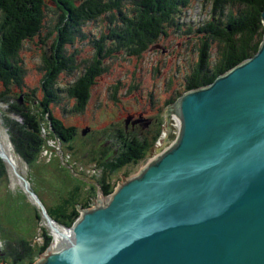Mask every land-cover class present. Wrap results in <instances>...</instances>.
Segmentation results:
<instances>
[{"label":"water","instance_id":"1","mask_svg":"<svg viewBox=\"0 0 264 264\" xmlns=\"http://www.w3.org/2000/svg\"><path fill=\"white\" fill-rule=\"evenodd\" d=\"M261 18L264 25V8ZM173 108L174 141L82 207L63 225L66 242L34 264H264V37L256 54L186 91Z\"/></svg>","mask_w":264,"mask_h":264},{"label":"trees","instance_id":"2","mask_svg":"<svg viewBox=\"0 0 264 264\" xmlns=\"http://www.w3.org/2000/svg\"><path fill=\"white\" fill-rule=\"evenodd\" d=\"M191 3L192 0H0V86L3 87L0 90V102L6 105L1 117L14 152L30 166L39 164L40 155H44L45 150L57 158H60L58 149L63 153V146L61 149L59 145L52 144V140L58 139L62 145L75 140L78 135L74 126H65L52 114L50 105L58 100L62 90L57 86L60 73L75 69L71 64L73 57L66 54L67 44L75 42L83 24L104 16L106 21L108 19L110 31L102 32L97 55L103 50H106V55L113 50L141 54L154 48V43L160 37H166L168 27L179 29V15ZM52 5L59 14L54 26L57 33L42 55L45 63L42 81L44 95L39 98L35 90L29 93L24 91L25 68L20 50L26 40L45 35V11ZM263 8L264 0H212L210 18L197 29L200 34L196 46L197 61L192 63V70L186 76L182 90L179 88L175 97L168 98L164 102L165 106L173 107L186 91L210 84L219 75L256 54L264 37L261 18ZM51 33L48 32V36ZM44 40L45 37H42ZM103 40L106 41L103 43ZM215 44L216 58H213L212 48ZM154 72L159 73L157 70ZM97 73L94 67V70L85 72L67 87L69 95L77 100L75 109H84L91 96L93 76ZM171 81L168 80L169 85ZM118 87L119 83L114 86V93ZM20 95L22 102L19 100ZM25 95L32 98L27 100ZM161 135V131L157 130L152 143L146 136H142V141L126 136L119 139L123 143L121 149L116 154L113 150L112 155L115 157L104 159L102 163L105 172L98 182L104 195H109L115 189L107 173L145 159ZM53 160L51 158L46 166H52ZM5 176L7 166L0 157V178ZM89 204L81 203V207L87 208ZM72 205L70 212L66 206L51 216L60 224L72 226L81 213L79 205ZM43 235L44 242L38 247L25 238L7 244L0 254V261L7 264H32L36 256L44 253L51 244L52 238L48 232L43 231Z\"/></svg>","mask_w":264,"mask_h":264},{"label":"rangeland","instance_id":"3","mask_svg":"<svg viewBox=\"0 0 264 264\" xmlns=\"http://www.w3.org/2000/svg\"><path fill=\"white\" fill-rule=\"evenodd\" d=\"M211 4L212 0H192L191 5L184 8L179 15V29L167 28L168 35L164 37L163 43L168 45L170 55L166 56L164 61L160 52L150 49L147 52L144 51L142 58L138 57L139 54L132 55L125 50H113L104 57L103 54H106V50H103L101 54L97 55L102 32L110 31L107 25L108 19L106 21L104 16V18L83 24L80 32L76 35L75 42L71 45L67 44L66 54L73 57L71 64L75 69L64 70L60 73L57 86L62 90L58 100L50 105L51 112L56 118L60 119L67 127H76L81 134H78L75 140L62 143V145L58 139L53 138L51 143L59 145L60 148L63 146L64 151L62 153L58 149L60 158L54 154L49 157L46 153L45 155L42 153L39 164H44V167L42 165L40 167L38 163L30 166L14 152L1 117V112L6 109V105L0 102V138L3 137L11 144L12 153L18 161V171L28 179L31 189L38 195L50 215L54 216V213L66 206L70 212L73 202L77 196L82 194L83 196L89 194L95 196L89 207L106 197V195H102L96 184V181L102 176L101 171L103 170V174L105 172L102 163L101 168L98 164V158L101 155L89 154L87 147V141L93 133L101 136L99 142H107V139L113 136L117 128L124 129L128 114L135 113V111H142L144 118H153L159 121L157 130L161 131V142L158 143V140L154 142L155 144L147 152L146 158L137 163L126 164L112 173H107L108 180L114 184V188L121 184L125 178L137 175L149 159L163 152L174 141L169 140V134H176L178 131L177 114L172 106H165V103L163 105L161 103L166 97L170 98L173 95L175 97L176 91L179 88L182 90L184 87L186 76L192 70V63H196L198 57L196 46L200 34L197 29L199 25L210 18ZM53 7L55 6L52 5L45 11L46 22L43 28L45 35L42 36L45 37V40L42 41V37L36 36L34 39L26 40L20 50L25 68L24 91L29 93L35 90V94L39 98L44 95L42 81L45 63L42 55L48 45L53 42L57 33L54 26L59 14ZM189 29L193 30L188 32ZM50 31L52 33L48 36L47 33ZM107 47L109 46L107 45ZM216 49L217 44L212 48L213 58H216ZM96 60H98L97 64ZM155 64L156 68L160 69V73L154 72ZM103 66L106 67L104 70ZM94 67L98 73L93 76L91 96L84 109L77 110L75 109L77 100L69 95L67 87L71 86L85 72L94 70ZM169 79L172 80L170 85H168ZM118 83L119 87L114 93V86ZM2 89L3 87L0 86V90ZM21 97L22 95L19 96V98ZM30 98L32 96L25 95V99ZM86 125L91 126L92 132L89 129L86 134H83V128L86 129ZM157 130L154 129L156 132ZM163 130L167 134L162 133ZM103 132H105L104 135ZM88 133L91 135L85 136ZM154 135L151 134L146 138H149L152 143ZM133 138L142 141V135H135ZM109 143L110 147L103 152V160L113 157V150L118 153L123 145L117 139ZM51 158L54 159L50 164L52 166H46ZM8 160L10 161V159ZM9 161H4L7 166V176L0 178V254L7 244L21 238L31 241L36 247L42 245L44 242L43 231H47L51 236L50 245L53 250L56 240L52 233V226L47 224L41 207L15 175ZM94 185L96 187L92 189L91 186ZM78 191L79 194H77ZM86 199L84 198V200ZM42 254L37 255L32 264L36 263ZM0 264L7 263L0 261Z\"/></svg>","mask_w":264,"mask_h":264},{"label":"flooded vegetation","instance_id":"4","mask_svg":"<svg viewBox=\"0 0 264 264\" xmlns=\"http://www.w3.org/2000/svg\"><path fill=\"white\" fill-rule=\"evenodd\" d=\"M134 2H137V0H134ZM163 40H164V37H160L155 43H154V49L151 47L149 48L151 51H155V52H160L161 55H163V61L166 60V56L170 55V49L168 47L167 44H164L163 43ZM105 40H103V43H104ZM147 52V50H146ZM145 52L143 51L141 54L138 55V57H143V54ZM106 54H103V57L105 56ZM163 65H166V63H163ZM106 67L103 66V70L105 69ZM154 70H157V72L160 73V69H157L156 68V64L154 65ZM154 74V72H153ZM169 85V84H168ZM167 89L169 90V88L167 87ZM168 100V98L166 97L163 102L161 103L162 105L164 104V102ZM128 118L126 119V123L124 125V131L122 132L119 128L116 129V132L113 133V136H111L110 138L107 139V142H99L101 140V136L96 134V133H93L92 136L88 139L87 141V147L89 149V154H93V155H96L97 154L100 156L98 158V164H99V167L101 168L102 165L101 163H103V152L107 151V148L110 147V141H113V140H119V139H123L124 136H126V138H130V137H134L135 135H144V136H147L149 137V135H154L156 134L157 132L154 131L157 130L158 128V122L159 121H156L155 119H151V118H144V114L142 111H135V113H130L128 114L127 116ZM128 121V122H127ZM86 129H90L91 132H92V128L90 125H86L85 126ZM76 128V127H75ZM85 129V128H83ZM90 132V133H91ZM78 134H81V132L79 133L77 131ZM88 133V135L90 136L91 134ZM154 133V134H153ZM105 134V132H103V135ZM114 153L116 154L117 152L114 151ZM115 156L113 154V157L109 158V159H113ZM105 160H107V158H104ZM101 174L102 176L100 177L103 178V170L101 171ZM97 183V186L100 188V185H99V182L96 181ZM95 186V185H94ZM96 187V186H95ZM92 188V186H91ZM101 190V189H100ZM102 192V190H101ZM89 197V198H88ZM84 198H87L86 200H84ZM95 198V196H93V194H89V195H84L83 194L81 196H77V199L73 202V204H76V205H79L80 206V209L82 208L81 207V203H86V202H89L91 204V200H93ZM89 199V200H88ZM88 200V201H87Z\"/></svg>","mask_w":264,"mask_h":264},{"label":"bare ground","instance_id":"5","mask_svg":"<svg viewBox=\"0 0 264 264\" xmlns=\"http://www.w3.org/2000/svg\"><path fill=\"white\" fill-rule=\"evenodd\" d=\"M0 153L5 154L7 158L9 157L8 159H10V161L7 158H6V160L9 161V163L11 164L12 167L15 165V167L18 170V161L12 153L11 144L6 139H3V137L0 138ZM49 215H50V213H49ZM50 217L53 221H48L47 219H46V221H47L48 225L52 226V233L54 234V237L56 240L55 241L56 244H55L54 249H53V250H55V249H58L59 247H61L66 242V239L68 238V236H70L71 231H70V229L63 226V224L58 223V221L53 219V217L51 215H50Z\"/></svg>","mask_w":264,"mask_h":264},{"label":"built area","instance_id":"6","mask_svg":"<svg viewBox=\"0 0 264 264\" xmlns=\"http://www.w3.org/2000/svg\"><path fill=\"white\" fill-rule=\"evenodd\" d=\"M177 123H178V127H179V122H178V120H177ZM163 133H164V134H167V132L164 131V130H163ZM161 136H162V135H161ZM164 139H165V138H164ZM160 142H161V138L158 140V143H160ZM52 144H54V143H52ZM45 153H46V155L49 156V157L52 156V154H51V152H49V150H45V151H44V155H45Z\"/></svg>","mask_w":264,"mask_h":264}]
</instances>
